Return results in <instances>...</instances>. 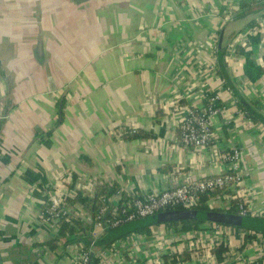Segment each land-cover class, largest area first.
<instances>
[{
    "label": "crops",
    "instance_id": "1",
    "mask_svg": "<svg viewBox=\"0 0 264 264\" xmlns=\"http://www.w3.org/2000/svg\"><path fill=\"white\" fill-rule=\"evenodd\" d=\"M236 0H0V264H71L80 243H44L56 235L40 211L58 177L93 198L113 188L123 196L158 193L183 182L230 170L225 157L240 150L248 219L256 231L220 224L227 262L255 260L259 246L248 232L264 231V74L251 83L235 52L260 14L240 15ZM238 8V2H237ZM249 42L264 69V31ZM226 54L232 92L222 90L210 48ZM218 92L223 109L213 117V139L184 148L179 123L187 106L201 108ZM237 107L246 118L234 113ZM250 114V115H248ZM136 134L122 140L117 128ZM206 204L227 213L224 192ZM80 218L90 222L81 206ZM217 224L201 221L199 231ZM132 234L90 264H209L192 242L164 226ZM167 227V228H166ZM103 230H95V238ZM198 232V231H196ZM190 233V232H188ZM116 240V241H118ZM201 253V252H200ZM199 254V255H198ZM180 259V260H179Z\"/></svg>",
    "mask_w": 264,
    "mask_h": 264
},
{
    "label": "built area",
    "instance_id": "2",
    "mask_svg": "<svg viewBox=\"0 0 264 264\" xmlns=\"http://www.w3.org/2000/svg\"><path fill=\"white\" fill-rule=\"evenodd\" d=\"M237 2L234 9H237ZM257 28L245 32L244 39L241 46L249 49V37L264 31V15L256 19ZM233 49L226 48V54ZM217 46L212 45L210 48V56L212 68L216 69L217 64ZM233 51V50H232ZM225 54V60H226ZM222 90L231 93V86L226 84V81L219 77ZM221 95L218 92L206 93L204 95L205 104L201 108L187 106L181 117L179 123V140L184 148L202 149L208 146L213 139V117L216 116L223 107L220 105ZM234 113L246 118V114L240 111L237 107L233 109ZM3 111L0 106V118L3 117ZM247 119V118H246ZM137 130L132 126L117 128L114 131V136L118 140H122L126 135H134ZM225 161L229 164L230 170L228 172L208 176L202 179H195L183 182L171 188H165L158 193L145 194L132 198L131 201L126 202L121 207L117 203L111 204L112 218L105 219L106 210L108 205L101 207L94 217L93 228L90 232L91 242L88 246L80 243L76 250V255L71 264H90L91 254L95 248V237L92 235L95 230H104L118 226L124 222L135 221L144 217L154 215L158 212L170 210L169 208L178 207L180 209H193L195 208L203 195L210 194L217 191H229L228 197L235 200L237 209L240 216H247L249 213L248 199L244 190V174L242 167V155L239 149L234 148L225 157ZM68 174H61L54 184V189L47 196L46 202L40 211V217L45 224L52 226L57 230L60 220H69V217L80 218L81 206L79 203L74 206L67 205L65 199L73 198L79 190H73L68 186ZM81 193V192H80ZM165 224L153 226L152 233L156 228L162 227L165 229ZM167 228V227H166ZM220 224L213 226V232L198 231L181 234L178 240L183 242H192L194 248L199 251L200 256L197 260L209 264H216L214 256L211 255L210 249L218 242H220L221 235ZM253 237L252 242L257 243L259 246V255L255 260H247L246 258L236 259L235 256L232 260H241L242 263H250L259 260L258 264H264V236L262 234H254L248 232ZM125 245L122 241H115L109 248L116 250L117 247ZM201 252V253H200ZM198 254V255H199ZM99 256L107 257V249L99 251ZM157 255L154 257L155 264L159 262Z\"/></svg>",
    "mask_w": 264,
    "mask_h": 264
},
{
    "label": "trees",
    "instance_id": "3",
    "mask_svg": "<svg viewBox=\"0 0 264 264\" xmlns=\"http://www.w3.org/2000/svg\"><path fill=\"white\" fill-rule=\"evenodd\" d=\"M238 13L240 15L249 14L251 12H258L261 16L264 15V0H238ZM256 25V20L249 21L248 25ZM259 41L258 34L250 36L249 42L252 44H255ZM235 52L237 54H240L244 57V64H243V71L246 78L251 82L254 83L257 80H259L262 75L264 74V69L253 63L251 59V51L246 50L241 45H237L235 47ZM225 54H226V48L219 47L217 51V74L219 77L224 79L226 81V84H228V78L226 74V60H225ZM229 85V84H228ZM250 115V114H248ZM116 192L113 188H101L100 191L96 196L93 198H87L86 196H82V193L77 192L76 195L73 198H66L65 201L67 205L74 206L75 204L79 203L82 205V207L90 214V222H86L82 220L81 218H75V217H69V220H60L58 224V228L56 231V235L50 239L47 240L44 244L49 247L50 249H54L57 246L58 241H63L64 244L69 243H83L84 245L88 246L91 242V236L90 232L93 228L94 224V217L97 214L98 210L108 205L109 208L106 210L105 219L112 218L113 215L111 213V205L110 202H108L107 198L109 195H112ZM226 193L227 195L230 194L229 191H217L210 194L203 195L200 199L199 204L193 208L198 210L201 215L200 219L197 220H185L181 222H169L165 224L166 226L172 228L175 232L179 233H187L190 231L196 232L201 229L200 224L201 221H203V216L212 213L215 216H218L223 214V211L217 208H209L206 204V201L208 200L209 196H211L214 193ZM130 201L126 200L125 197H121L120 200L117 202V206L121 207L126 202ZM169 209H180L178 207H172ZM227 213L234 217H242L239 215V211L237 209V203L235 200L230 201V206L227 209ZM248 216V215H247ZM247 216H243L240 221L236 222L235 224H232L233 226H238L243 229L248 230H254L253 225H251V220L249 221ZM139 220V219H138ZM138 220L130 221V222H124L122 224H119L118 226L111 227V228H105L101 235L97 238H95V247L96 248H108L110 247L116 240L118 239H124L132 234H138L139 236H150L152 232L153 227L149 228H137L136 223ZM214 223H219V221H214ZM229 225V224H228ZM230 224V226H232ZM262 235L264 236V231H260ZM211 255L214 256L216 264H258L259 260H256L254 262H248V263H242L241 260H231L227 262V248L222 242L216 243L211 249H210ZM180 260V259H179ZM171 264H176L178 261V258H171ZM167 264V263H166Z\"/></svg>",
    "mask_w": 264,
    "mask_h": 264
},
{
    "label": "water",
    "instance_id": "4",
    "mask_svg": "<svg viewBox=\"0 0 264 264\" xmlns=\"http://www.w3.org/2000/svg\"><path fill=\"white\" fill-rule=\"evenodd\" d=\"M201 213L196 209H170L158 212L154 215L141 218L137 221V228H149L157 225L167 224L169 222H181L185 220H197L200 219ZM242 217H234L231 215H227L225 213L218 216H215L212 213H208L203 216L204 220H208L210 222L219 221V223L232 225L236 222L240 221ZM239 223V222H238Z\"/></svg>",
    "mask_w": 264,
    "mask_h": 264
}]
</instances>
